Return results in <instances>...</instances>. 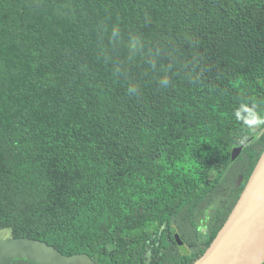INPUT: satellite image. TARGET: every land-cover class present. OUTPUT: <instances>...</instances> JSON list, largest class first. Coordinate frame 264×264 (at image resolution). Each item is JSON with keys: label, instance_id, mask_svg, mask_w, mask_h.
Returning a JSON list of instances; mask_svg holds the SVG:
<instances>
[{"label": "trees", "instance_id": "1", "mask_svg": "<svg viewBox=\"0 0 264 264\" xmlns=\"http://www.w3.org/2000/svg\"><path fill=\"white\" fill-rule=\"evenodd\" d=\"M241 103L264 114V0H0V228L98 264H195L264 153Z\"/></svg>", "mask_w": 264, "mask_h": 264}, {"label": "water", "instance_id": "2", "mask_svg": "<svg viewBox=\"0 0 264 264\" xmlns=\"http://www.w3.org/2000/svg\"><path fill=\"white\" fill-rule=\"evenodd\" d=\"M251 139L232 151L235 162ZM178 244L182 245L176 235ZM38 264H98L86 253L63 255L44 241L11 238L0 241V259ZM195 264H264V153L224 226Z\"/></svg>", "mask_w": 264, "mask_h": 264}, {"label": "flooded vegetation", "instance_id": "3", "mask_svg": "<svg viewBox=\"0 0 264 264\" xmlns=\"http://www.w3.org/2000/svg\"><path fill=\"white\" fill-rule=\"evenodd\" d=\"M234 190V189H233ZM233 190L231 189L229 191V194L231 195ZM217 195H222V198L218 199V202L220 203L221 200L223 199L224 200V204H228L229 202L227 201V198H228V190H220V187L218 188L217 190ZM218 196V197H219ZM213 210H214V207H208L207 208V212L205 214V217L204 219H202L201 223L205 224L206 222L208 223V220L212 217V214H213ZM198 231H200V229H196ZM171 232H172V235H173V239H172V245H174L173 250L175 252H182L183 254H196L197 252V247L193 244H190V243H187L184 238H182L181 236V233L178 231V229L176 227H171ZM176 235L179 236L181 242L183 243L182 245L178 244L177 240H176ZM187 238V237H186ZM187 240V239H186ZM172 248H170L172 250ZM8 260L12 259V260H22V259H14V258H6ZM0 260H3V259H0ZM28 261V260H26ZM1 262V261H0ZM32 262V261H31ZM35 263V262H33ZM1 264V263H0ZM35 264H38V263H35Z\"/></svg>", "mask_w": 264, "mask_h": 264}, {"label": "clouds", "instance_id": "4", "mask_svg": "<svg viewBox=\"0 0 264 264\" xmlns=\"http://www.w3.org/2000/svg\"><path fill=\"white\" fill-rule=\"evenodd\" d=\"M234 116L244 127L257 128L264 126V114L259 113L256 110L255 105L248 103H241L239 107L234 109ZM241 145L244 143V139L240 140Z\"/></svg>", "mask_w": 264, "mask_h": 264}, {"label": "rangeland", "instance_id": "5", "mask_svg": "<svg viewBox=\"0 0 264 264\" xmlns=\"http://www.w3.org/2000/svg\"><path fill=\"white\" fill-rule=\"evenodd\" d=\"M235 167L237 168L238 172L240 173L242 170H243V167H244V162L243 160L239 161L237 163V165H235ZM238 179H240V176H238L237 178V187L240 185ZM236 182V181H235ZM232 183V185L229 186V184ZM235 184H234V181L231 180L230 177H228L227 179H225L224 183L220 186V190H228V192L232 189H234ZM235 190H236V186H235ZM215 195V193L213 194V196L211 198H213ZM13 238L12 236V231L11 229H1L0 228V241H3V240H8V239H11ZM1 264H35L31 261H26V260H8V259H3V260H0Z\"/></svg>", "mask_w": 264, "mask_h": 264}]
</instances>
